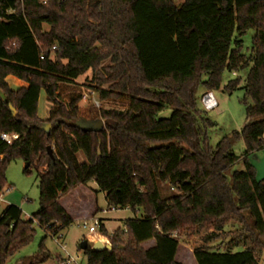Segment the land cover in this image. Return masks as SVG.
Instances as JSON below:
<instances>
[{"label":"trees","instance_id":"1","mask_svg":"<svg viewBox=\"0 0 264 264\" xmlns=\"http://www.w3.org/2000/svg\"><path fill=\"white\" fill-rule=\"evenodd\" d=\"M225 71L245 75L225 90L231 94L243 83L241 103L254 122L211 147L206 126L214 124L203 119L198 92L220 89ZM88 72L102 102L127 101L124 110L102 109L97 121L105 124L95 131L78 125L83 94L71 92L67 101L60 94V85ZM9 76L27 87L12 89ZM41 91L51 106L46 120L37 115ZM167 107L171 116L158 118ZM4 133L19 137L12 145L0 139V194L9 164L22 160L26 173L36 170L39 210L24 220L20 208L6 207L0 264L33 237L34 223L56 234L73 224L74 212L95 218L98 192L108 208L143 216L111 234L101 222L113 251L88 248L86 264H186L176 235L212 226L221 232L231 222L264 251V180L246 159L264 148V0H185L180 6L172 0H0V137ZM239 140L246 146L245 169L229 180ZM79 152L87 163L79 162ZM162 185L175 194L162 198ZM72 198L87 205L75 211ZM190 254L191 264H259L254 248L233 254L204 247Z\"/></svg>","mask_w":264,"mask_h":264},{"label":"rangeland","instance_id":"2","mask_svg":"<svg viewBox=\"0 0 264 264\" xmlns=\"http://www.w3.org/2000/svg\"><path fill=\"white\" fill-rule=\"evenodd\" d=\"M177 6H180L185 0H172ZM48 30V27H45ZM254 32L249 31L244 37V49L246 50L251 46V39ZM109 62H105L104 65H108ZM244 74L234 75L227 71L223 73V82L218 90H214L213 94L218 102V108L212 111H205L201 105V98L206 93L205 90L200 89L198 92V108L202 111V117L204 120L214 124V126H206V134L209 138V144L211 147H215L221 139L224 137H230L234 131H241L244 126L252 121H248L245 114V107L242 105L241 100L244 96V91L240 89L233 93H228L225 90L226 84L230 80H234L237 77L244 79ZM92 72H88L86 75L78 78L73 83L60 85V94L63 100H68V95L72 92L82 93L83 99L79 103L81 120L78 125L84 129H91L92 125H98L99 112L102 109H116L124 110L127 107V101L121 100L119 102H102L99 98V94L92 91L91 86ZM17 80V79H15ZM20 81V80H19ZM22 82V81H20ZM12 89H17L13 81L9 82ZM21 88V87H20ZM104 89L107 86L103 87ZM51 106L46 100L44 91H41L40 99L38 102L37 115L42 120L48 117ZM173 110L167 107L158 118L167 119L171 116ZM105 124V122H103ZM48 126V125H47ZM47 126L45 129L47 130ZM104 127V125H103ZM51 128L49 129V131ZM264 141V136H263ZM233 151L239 157V161L227 172V177L231 180V176L234 172L242 171L245 169V151L246 146L243 140H239L233 143ZM77 158L81 163H87V159L82 152L77 154ZM247 161L254 167L256 172V178L258 181L264 180V148L247 155ZM26 163L22 160H16L11 162L6 171L7 187L2 192V199H0V216L8 205L17 206L22 210V219L28 220L39 210V180L37 173L32 168L30 173H26ZM89 188L98 191L97 185L91 183ZM11 190V191H10ZM9 191V192H8ZM161 197L169 198L175 194L169 185L161 186ZM1 195V194H0ZM99 212L92 219H84L77 216L74 212V222L71 226L60 232L63 236L59 243L65 247V250L74 257L78 264H86V259L79 246L82 241H91V237L101 235L100 227H96L95 233H90L88 229L82 227L83 223L87 222L88 226L94 224V219L101 220L105 224V228L109 234L117 229H123L125 221L134 217L141 218L143 211L134 213L127 210L109 211L103 214V210H108V205L105 200V195L98 192L96 195ZM70 205L76 211L79 207L83 208L87 205L76 204L74 198L69 199ZM67 203V202H66ZM33 237L22 246L18 247L14 254L7 258L5 264H59V258L65 257V253L57 245L56 241L58 236L53 237L50 232H46L41 227L34 223ZM240 230L239 232H236ZM180 243V249L184 246V253H181V258L186 264H191V249L196 248H211L213 251L220 253L232 252L240 253L246 249L254 248L256 258L259 264H264V251L255 249L254 245L248 239V235L244 232L241 226L231 222L228 224L224 231H218L215 227H206L199 234H192L187 236H175ZM105 240V239H104ZM109 240V239H108ZM102 242H105L101 240ZM264 242V239H263ZM109 244L110 241H109ZM150 246V244H149Z\"/></svg>","mask_w":264,"mask_h":264},{"label":"built area","instance_id":"3","mask_svg":"<svg viewBox=\"0 0 264 264\" xmlns=\"http://www.w3.org/2000/svg\"><path fill=\"white\" fill-rule=\"evenodd\" d=\"M55 49V48H54ZM201 105L205 111H212L218 108V102L213 94V92H206L202 98H201ZM18 135L15 133H4L1 135L0 139L7 145H12L17 139ZM9 192V191H8ZM0 199H2V194L0 195ZM118 209L115 208H109L108 210H103V214L108 213L109 211H116ZM101 224L100 220L94 219V224L92 226H88V223L85 222L83 223L82 227L84 229H88L90 233H95L96 232V227H99ZM60 235L59 233L52 234L53 237H56ZM63 238L62 235L58 237V240L56 241L57 245L62 249V251L65 253V257H60L59 264H78L77 260L72 257L66 250L65 247L59 243V240ZM104 243V242H102ZM105 244H109V240L106 241Z\"/></svg>","mask_w":264,"mask_h":264},{"label":"water","instance_id":"4","mask_svg":"<svg viewBox=\"0 0 264 264\" xmlns=\"http://www.w3.org/2000/svg\"><path fill=\"white\" fill-rule=\"evenodd\" d=\"M12 112L15 114L16 111L13 107H10ZM99 124L98 125H92V128L90 130H100L103 128V122L102 121H99L98 122ZM47 133L49 132V129L51 128L50 125L47 126ZM47 151H48V154L49 156L54 159V156H53V150L51 147H48L47 148ZM29 165L26 164L25 168H27ZM11 222L8 221L7 224L9 225ZM80 250L82 251H86L88 248L89 249H92L93 251H108V252H112L113 249H112V246L110 244H104L100 241L98 242H88L87 240H84L81 242L80 246H79Z\"/></svg>","mask_w":264,"mask_h":264},{"label":"crops","instance_id":"5","mask_svg":"<svg viewBox=\"0 0 264 264\" xmlns=\"http://www.w3.org/2000/svg\"><path fill=\"white\" fill-rule=\"evenodd\" d=\"M16 78H14V77H12V76H9V77H7V79H6V81H7V83L9 84V82L10 81H13L14 82V84H15V87H18V88H22V87H27V85L25 84V83H23V82H20L18 79L17 80H15ZM10 86V85H9ZM39 99H40V97H39ZM47 119V118H46ZM43 120H45V119H43ZM11 191V190H10ZM9 206V205H8ZM4 212V211H3ZM3 214V213H2ZM2 216V215H1ZM0 216V217H1ZM103 226L105 227V224L103 223ZM106 229V228H105ZM105 239V242H104V244L106 243V241H108V238L107 237H104L103 235H96V236H93V237H91V241L92 242H98V241H100V242H102L101 241V239ZM59 260H60V258H59Z\"/></svg>","mask_w":264,"mask_h":264}]
</instances>
